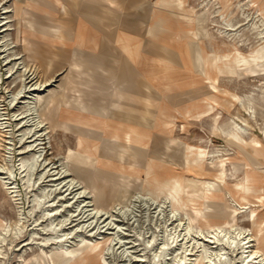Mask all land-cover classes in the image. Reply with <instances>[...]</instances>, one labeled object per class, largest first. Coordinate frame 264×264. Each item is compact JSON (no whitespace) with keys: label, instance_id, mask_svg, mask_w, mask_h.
Listing matches in <instances>:
<instances>
[{"label":"rangeland","instance_id":"1","mask_svg":"<svg viewBox=\"0 0 264 264\" xmlns=\"http://www.w3.org/2000/svg\"><path fill=\"white\" fill-rule=\"evenodd\" d=\"M82 2L88 16L104 2L115 4ZM20 3L0 0V25L8 24L0 28V44L7 43L0 47V123H5L0 127V264H264V0H151V15L160 12L166 19V35L181 66L161 94L160 125L150 134L155 140L148 141V153L127 150L120 160L121 150L110 138L131 141L133 134V142L147 146L148 132L89 137L71 130L66 110L60 111L68 104L60 76L48 74L54 56L47 48L29 47L24 35L31 32ZM3 56L10 59L7 65ZM13 64L11 76L4 77ZM69 71L76 73L77 66ZM100 109L104 113L108 107ZM21 113L26 117L19 123ZM37 150L35 173L24 184L19 160ZM51 171L72 180L81 196L62 195L59 180L49 179ZM39 174L41 180L34 182ZM3 181L18 193L8 192ZM40 188L50 194L34 209ZM81 200L85 207L76 210ZM53 208L56 212L40 217ZM86 210L90 215L78 222L76 215ZM205 215L225 223L206 226ZM19 218V230L1 231ZM227 232H236L233 244ZM251 235L250 248L244 249ZM251 249L260 253L242 263Z\"/></svg>","mask_w":264,"mask_h":264},{"label":"crops","instance_id":"2","mask_svg":"<svg viewBox=\"0 0 264 264\" xmlns=\"http://www.w3.org/2000/svg\"><path fill=\"white\" fill-rule=\"evenodd\" d=\"M17 1L23 3V19L31 32L24 35L29 47L47 48L54 55L48 74L60 76L68 100L60 111L66 110L71 130L93 129L107 136L148 132L150 139L143 142L146 148L152 146L148 141L155 140L150 134L160 125L161 94L181 64L166 35V19L160 12L151 15V0H111L115 4L102 3L95 16L87 15L90 9L82 0ZM36 54L41 60L42 53ZM73 65L76 73L69 71ZM103 105L108 107L104 113ZM144 112L152 117L143 125L138 118Z\"/></svg>","mask_w":264,"mask_h":264},{"label":"bare ground","instance_id":"3","mask_svg":"<svg viewBox=\"0 0 264 264\" xmlns=\"http://www.w3.org/2000/svg\"><path fill=\"white\" fill-rule=\"evenodd\" d=\"M33 3V2H32ZM8 8V7H7ZM6 8V9H7ZM10 8V7H9ZM5 8H3V10H4ZM0 18H2V17H0ZM4 18V17H3ZM6 21H3L2 23H1V25H0V28H2L3 29V27L5 28V27H8V24L7 23H5ZM8 28H6V29H4V30H7ZM4 40V39H3ZM12 46V45H11ZM10 46V47H11ZM189 43H188V45L186 46V48H187V58L189 59V62H191L192 63V65H193V62L191 61V58H190V52H188V48H189ZM0 47L1 48H6L7 47V43H1L0 44ZM1 50V49H0ZM169 51V50H168ZM202 51V50H201ZM11 52V51H10ZM47 52V54L49 55V56H54L53 55V53L51 54V53H49L48 51H46ZM168 54H169V52H168ZM1 60V59H0ZM9 58L6 56H3V61H2V65H7L8 63H9ZM201 62L205 65V69H204V74L206 75L207 73H208V68H207V66H206V64H207V61H206V57H204L203 56V58L201 57ZM14 64L13 65H11V66H8L7 67V69H6V71H5V75H4V77H7V78H9L10 76H11V74H12V71H13V69H14ZM30 70H31V68H29ZM27 69L25 68V70L24 71H26ZM33 73L35 74V71H33ZM23 74H24V72H23ZM1 77V76H0ZM33 77V76H32ZM2 79V78H1ZM30 79V78H29ZM49 80V79H48ZM1 81V80H0ZM30 82V81H29ZM182 83V82H181ZM36 84V83H35ZM45 84H48L47 82H39V85L40 86H43V85H45ZM149 84V83H148ZM178 84H180V83H178ZM150 85V84H149ZM22 87V86H21ZM23 88V87H22ZM20 90H21V88L18 90L17 89V92L15 93V95H17V94H19V92H20ZM15 92V91H14ZM15 98V97H14ZM179 100L177 99L176 100V102H178ZM175 101L173 102V103H176ZM112 104V102H110V105ZM29 110V112L32 110L31 108L30 109H28ZM25 111V110H24ZM16 116V115H15ZM25 117H26V115H25V113H21V114H19L18 115V118H19V120H21L19 123H22L23 122V119H25ZM130 119H128L127 121H129ZM146 117L145 116H143V115H140L139 116V121L140 122H142L143 121V123L144 122H146ZM26 122L28 121V120H25ZM62 122V121H61ZM18 123V124H19ZM64 123V122H63ZM3 124H5L4 122L3 123H0V127L1 128H5V126L3 125ZM35 124H36V126L37 127H41V122H36L35 121ZM34 124V125H35ZM224 125V124H223ZM227 125V124H226ZM130 128H131V126H129ZM228 127H230V126H228ZM227 127V128H228ZM36 128V127H35ZM4 130V129H3ZM30 131H31V129H30ZM88 131H90V132H88ZM223 131V130H222ZM77 132V134H79V135H82V136H89V137H92V136H95L96 135V132H94V130L93 129H85V130H83V129H79V130H77L76 131ZM37 133L38 132H35L31 137V140L33 141V140H37L36 138H37ZM31 134H32V132H31ZM1 135V134H0ZM4 136V135H3ZM41 136V134L39 135V137ZM1 137V136H0ZM5 138H6V136H4ZM106 139H108V138H106ZM110 139H112V140H114V142H115V145L117 146V147H119L120 148V150H121V152H119V153H117L118 154V159L120 160V159H122L123 158V152H125V151H127V150H130V151H133V152H138L140 155H142V156H146V152L148 153V148H146L147 146H145V145H143V144H141V143H139V142H131V141H128V140H120V139H118V138H110ZM116 141H121V142H116ZM35 143V142H34ZM37 144H39V143H37ZM30 145V144H29ZM30 146H33V144L32 145H30ZM29 146V147H30ZM39 149V148H38ZM99 152V151H98ZM41 156V151L40 150H37L36 152H35V155H33V156H31V158H29V159H20L19 160V163H18V166H19V169L24 173V184H26V183H28L29 181H30V179L32 178V176H33V174L35 173L34 172V170H35V168H36V163H37V158H39ZM157 156V155H156ZM153 158V157H152ZM39 161V160H38ZM128 164V163H127ZM103 168H105V170L106 169H116V170H119L118 168H116V167H112V166H102ZM6 169V172L8 173V174H10L11 172V170L9 171V169L6 167L5 168ZM124 171V170H123ZM52 173L50 174V176H52L51 178H49L51 181H57V180H59V182H58V184L59 185H61V187H62V189H63V192H61V194L63 193V194H65L66 196H71V198L72 199H75V198H79L80 196H81V193H82V191H76L75 189V186H76V184H74V182L72 181V180H66L65 179V176H63L62 177V175L59 173V172H54V171H51ZM124 172H127V171H124ZM6 174V173H5ZM131 175H137L138 173L137 172H135V173H130ZM3 178H5V177H3ZM41 178H42V174H39V175H36L35 176V180H34V182H37V181H39V180H41ZM11 184L12 183H9V182H7V181H3V187L8 191V192H17L16 190H12V189H15L16 187L15 186H11ZM37 184V183H36ZM91 186H92V184H91ZM18 193V192H17ZM49 192L47 191H45V190H43V189H41L40 188V190L34 195V198L32 199V202H31V200H30V202L32 203V206H33V208L34 209H37V208H40V206H41V204L43 203L42 201H44V199H46V198H48L49 197ZM62 194V195H63ZM17 195V194H16ZM137 196V198L139 197V198H141V196H139V194H136ZM53 196V195H52ZM83 197V196H82ZM61 198V197H60ZM142 199H144V197L142 198ZM85 201L84 200H81L79 203H78V206H77V208H76V210L77 209H79V207L80 206H82V207H85ZM59 205V204H58ZM168 206V205H167ZM55 210H57V208H53V209H44V214H43V216H40L41 218L42 217H44V215H46V216H50L51 214H52V212H56ZM90 210V209H89ZM32 211H33V209H32ZM88 210H86V211H79V213L76 215L77 216V220H78V222L79 221H81V222H84V221H86V218H88V216L90 215V213H86ZM125 211V210H124ZM127 211H129L128 210V208H127ZM94 212V211H93ZM129 212H132V211H129ZM128 213V212H127ZM95 214H97V213H95ZM170 216H168L169 218L171 217V218H173L174 217V212H170V214H169ZM169 220V219H168ZM20 218L19 219H17L16 221H13V222H11L10 224H8V225H6V226H4L2 229H1V231L2 232H11L12 230H15V231H17V230H19L20 229V227H21V225H20ZM60 222V221H59ZM62 222V221H61ZM223 223H225V220H224V218H220V217H218V218H215V217H211L210 215L207 217L206 215H205V217H204V225H206V226H220V225H222ZM53 223L52 222H50V223H48L47 225H46V228L45 229H47L50 225H52ZM90 225V224H89ZM178 225H180V223L178 224ZM178 227V226H177ZM51 228H52V226H51ZM188 227L187 228H185V230H186V232H188ZM183 231V230H182ZM230 231V230H229ZM231 232H234V231H231ZM240 232V231H239ZM236 233V232H235ZM235 233L234 234H232V233H230L229 234V232H227V234H228V237H226V239H227V242L229 243V244H233L234 243V239H236L235 237ZM3 234V233H2ZM16 234V233H15ZM65 234V232H63L62 234H61V236L62 235H64ZM67 234V233H66ZM238 234V233H237ZM169 235V234H168ZM180 235V234H179ZM178 235V236H179ZM182 235V234H181ZM184 236H186V235H184ZM174 237H176V238H178L177 236H174ZM176 238H174L175 240H177ZM252 238V235L251 236H247L244 240V249H248V248H250V246L248 245V243L251 241L250 239ZM152 239V238H151ZM167 239V238H166ZM173 239V238H172ZM174 239H173V241H174ZM248 239V241H246ZM1 240H4V237H2L1 238ZM150 240V239H149ZM151 242H152V240H151ZM170 242V241H169ZM243 242V241H242ZM148 244H150V243H148ZM150 246V245H149ZM164 249V248H163ZM160 250H161V247H158V249H157V251H159V253H160ZM162 251V250H161ZM158 253V252H157ZM162 253V252H161ZM260 253V251L259 250H257V249H255V250H253V249H251V250H247V253H245V255L243 256V258H242V263H244V262H246V261H248L249 262V260L250 259H252L253 258V256H257V254H259ZM208 254V253H207ZM215 255H219L218 253H215ZM158 256V255H157ZM184 259H180V262H184L183 261ZM171 264H174V263H171Z\"/></svg>","mask_w":264,"mask_h":264}]
</instances>
